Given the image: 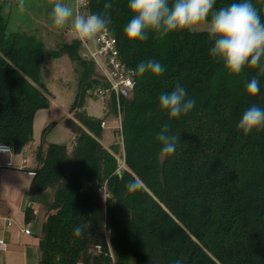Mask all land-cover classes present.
<instances>
[{
    "label": "trees",
    "instance_id": "trees-1",
    "mask_svg": "<svg viewBox=\"0 0 264 264\" xmlns=\"http://www.w3.org/2000/svg\"><path fill=\"white\" fill-rule=\"evenodd\" d=\"M0 0V142L19 153L34 139V118L50 107V91L42 71L45 57L68 54L78 65L79 90L66 124L75 144H41L39 167L30 192L55 187L53 207L41 236V264H264V128L247 136L237 129L244 110L264 108V73L247 65L229 75L210 56L213 42L204 30L173 32L163 39L150 33L146 41L129 42L123 29L131 19L129 0H89L91 13L109 10L111 32L124 62L133 69L155 60L164 72L136 76L131 96L120 101L125 167L117 143L111 150L100 141L105 118L84 107L91 92L105 85L95 62L81 56L76 38L47 50L44 40L27 31L8 30ZM243 2L216 0L213 10ZM264 21V0H249ZM68 35V34H67ZM135 45V47H133ZM264 63V57H262ZM258 78L260 92L251 97L246 83ZM177 83L195 107L169 119L159 110V96ZM117 113L115 98L107 102ZM179 137L174 154L161 155L156 139L164 123ZM56 124L44 129L43 139ZM122 141V140H121ZM143 188L129 192L130 181ZM104 188L107 195H105ZM80 226L83 233L75 234ZM108 231V237L106 232ZM97 244L103 245L101 252Z\"/></svg>",
    "mask_w": 264,
    "mask_h": 264
},
{
    "label": "clouds",
    "instance_id": "clouds-1",
    "mask_svg": "<svg viewBox=\"0 0 264 264\" xmlns=\"http://www.w3.org/2000/svg\"><path fill=\"white\" fill-rule=\"evenodd\" d=\"M18 10H25V0H16ZM51 6L50 19L52 26L57 29L67 28L70 33L85 47L99 43V37L110 32L111 3L104 5L103 13H83L88 0H47ZM216 0H129L128 9L130 21L123 32L128 41H146L150 33L156 38L163 39L173 32H195L204 30L208 40L213 42L210 56L221 62L226 72L231 76H239L247 65L249 68H259L264 73V21L257 8L243 0L239 3L213 10ZM11 2L5 4V11ZM135 47V45H133ZM164 67L155 60L139 63L133 76H144L151 73L159 76ZM260 92L258 78L253 77L246 83V93L255 97ZM195 100L187 96L186 89L177 83L171 92L159 96V110L167 113L169 119L187 115L194 107ZM264 128V108L255 104L246 108L237 129L245 136L253 130ZM156 139L161 145V155L170 156L175 153L178 136L170 134V126L166 122L161 126ZM0 151L10 153L6 146L0 145ZM143 188L139 179L130 181L127 185L129 192H137ZM80 226L75 228L77 236L82 235ZM173 264H182L176 259Z\"/></svg>",
    "mask_w": 264,
    "mask_h": 264
},
{
    "label": "crops",
    "instance_id": "crops-1",
    "mask_svg": "<svg viewBox=\"0 0 264 264\" xmlns=\"http://www.w3.org/2000/svg\"><path fill=\"white\" fill-rule=\"evenodd\" d=\"M101 101L103 106H101L100 114L93 113L96 108L94 111H90V108L95 106V104L91 106L93 102H87L85 109L92 116L105 118L107 126L103 127L102 136L99 139L106 148L111 150L112 145L118 141L117 135L120 133L117 113L110 111L107 107L109 99H105V102ZM56 109H51V116L56 114ZM39 111L34 118V139L19 153L0 154L1 163L13 159L19 165L26 158L28 159V169L37 170L39 164L36 159V151L41 144L44 149L50 143L72 146L75 133L65 123L67 118H71L70 108L64 109L63 114L59 113L57 117H54L57 124L45 136V139L42 138V132H36L35 120ZM120 167L124 166L121 164ZM34 178L35 175H31L28 170L19 168L4 167L0 171V238L5 239L8 243L6 250L0 248V264H41L42 262V230L49 214L55 212L53 207L55 187H48L39 193L32 194L30 190ZM11 220L12 223L9 224ZM26 227L31 229V233L23 232Z\"/></svg>",
    "mask_w": 264,
    "mask_h": 264
},
{
    "label": "rangeland",
    "instance_id": "rangeland-1",
    "mask_svg": "<svg viewBox=\"0 0 264 264\" xmlns=\"http://www.w3.org/2000/svg\"><path fill=\"white\" fill-rule=\"evenodd\" d=\"M65 2H69V0H65ZM50 12L51 6L47 3V0H25V10L23 12L18 10L16 0H12L11 6L8 10H4L5 16L8 20V30L27 31L29 33L37 34L44 40L48 51L57 48V46L63 42H70L75 39L74 36L67 33V28L57 29L52 26V21L49 15ZM80 51L81 56L85 58L82 54V49ZM44 62L45 67L42 71V78L47 89L50 91L51 104L48 108H42L43 110L39 109L38 116H36V132H42V137L44 136V129L48 125L52 122H56L57 124L54 117H57L59 113L63 114L64 109L71 108L79 90L78 65L68 54H64L58 58H52L46 55ZM96 70H98L97 67ZM97 72H99V70ZM105 99L98 97L93 91L87 96L84 101V107H82L81 110L85 109L87 102H93V105L91 106H94V104L95 106L92 109L90 108V111L92 112L96 108V111L93 113L100 114L102 111L101 106H103L101 100L105 102ZM53 108H57V112L51 116L50 111ZM70 117L77 120L75 118V112H71ZM56 124L47 132V134L54 129ZM117 137V140H119V143H117V156L120 165L122 164V166L125 167L126 163L124 162L123 142L120 140L119 134ZM73 144L74 142L71 147H73Z\"/></svg>",
    "mask_w": 264,
    "mask_h": 264
},
{
    "label": "built area",
    "instance_id": "built-area-1",
    "mask_svg": "<svg viewBox=\"0 0 264 264\" xmlns=\"http://www.w3.org/2000/svg\"><path fill=\"white\" fill-rule=\"evenodd\" d=\"M83 13H91L89 10V0L87 8L80 10ZM67 33L72 35L70 31L67 29ZM73 36V35H72ZM79 41V40H78ZM82 54L85 58L92 60L95 62L96 67L99 70V75L101 79L104 81L105 85L99 86L95 93L98 97L111 99L115 98L118 111H117V118H118V127L119 130L122 131V111L120 101L123 97H129L132 95L135 86H136V76L131 74V70H134L132 67L128 66L124 60L122 59L120 48L118 45V39L113 33L109 32L108 35H102L99 37V43L97 44H90L89 46L85 47L82 43ZM102 126L106 127L107 122L106 120L102 121ZM121 140L123 142V136H121ZM74 144L76 143L75 140L73 141ZM0 145L6 146L8 149L11 150L10 153L0 151V154H15V149L13 144L0 142ZM4 167H12V168H19L23 170H28L31 175H36V170H29L28 169V159L24 158L22 163L17 165L13 159L6 161L5 163L0 162V171ZM105 195L106 189L104 188ZM12 223V220L9 224ZM23 232L31 233V229L26 227L23 229ZM108 237V231L106 232ZM0 248L6 250L8 248V243L5 239L0 238ZM96 251L101 252L103 250L102 244H97L95 246ZM108 253L111 256V264H116V257L110 242L108 241Z\"/></svg>",
    "mask_w": 264,
    "mask_h": 264
}]
</instances>
